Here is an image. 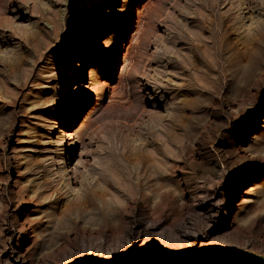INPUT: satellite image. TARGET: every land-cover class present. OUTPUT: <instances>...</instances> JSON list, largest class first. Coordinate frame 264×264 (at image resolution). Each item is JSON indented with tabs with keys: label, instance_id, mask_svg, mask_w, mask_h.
I'll return each instance as SVG.
<instances>
[{
	"label": "rangeland",
	"instance_id": "obj_1",
	"mask_svg": "<svg viewBox=\"0 0 264 264\" xmlns=\"http://www.w3.org/2000/svg\"><path fill=\"white\" fill-rule=\"evenodd\" d=\"M215 246L264 258V0H0V264Z\"/></svg>",
	"mask_w": 264,
	"mask_h": 264
},
{
	"label": "water",
	"instance_id": "obj_2",
	"mask_svg": "<svg viewBox=\"0 0 264 264\" xmlns=\"http://www.w3.org/2000/svg\"><path fill=\"white\" fill-rule=\"evenodd\" d=\"M227 253V254H234L238 255L240 257L249 258L251 260H254L258 263L264 264V258L261 256H258L254 253H250L243 250H238L234 247H222V246H215L212 249L208 251V253ZM192 259L194 256H145V257H128L123 259H117V260H110V261H102L99 264H118L123 262H143V261H171V260H181V259Z\"/></svg>",
	"mask_w": 264,
	"mask_h": 264
},
{
	"label": "bare ground",
	"instance_id": "obj_3",
	"mask_svg": "<svg viewBox=\"0 0 264 264\" xmlns=\"http://www.w3.org/2000/svg\"><path fill=\"white\" fill-rule=\"evenodd\" d=\"M227 2V1H226ZM226 2H224V1H222L221 3H220V7H219V11L218 12H215V10H213L214 11V13H213V16H214V18H215V20L213 21V25L215 26L216 24H217V22H218V20H220V18L221 17H223L224 15H227V14H229V13H231V12H233V6H231V4H229V3H226ZM223 6V8L221 9V7ZM215 9V8H214ZM222 10H225V12L224 13H222ZM211 13V12H210ZM213 26V27H214ZM231 28V27H230ZM225 31H229V27H225ZM90 69H93V68H90ZM91 71V73H93V70H90ZM93 76V75H92ZM92 76H90V77H92ZM104 84V83H103ZM105 85V84H104ZM105 87H106V85H105ZM71 102H73V101H71ZM240 248V247H239ZM245 248V247H244ZM241 249V248H240Z\"/></svg>",
	"mask_w": 264,
	"mask_h": 264
}]
</instances>
